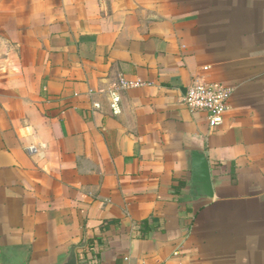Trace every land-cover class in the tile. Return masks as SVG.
<instances>
[{"label": "crops", "instance_id": "obj_1", "mask_svg": "<svg viewBox=\"0 0 264 264\" xmlns=\"http://www.w3.org/2000/svg\"><path fill=\"white\" fill-rule=\"evenodd\" d=\"M121 78L143 85L114 115ZM194 83L233 88L221 126ZM83 242L78 264H264V0H0V264Z\"/></svg>", "mask_w": 264, "mask_h": 264}, {"label": "built area", "instance_id": "obj_2", "mask_svg": "<svg viewBox=\"0 0 264 264\" xmlns=\"http://www.w3.org/2000/svg\"><path fill=\"white\" fill-rule=\"evenodd\" d=\"M119 88L108 92L109 106L114 115L120 113V95L118 90H128L143 85L140 81L119 79ZM234 90L228 86L207 85L194 83L191 85L183 98V105L191 113H204L209 128L222 125L224 116L228 110L229 101ZM98 108V105H94ZM144 264V263H142Z\"/></svg>", "mask_w": 264, "mask_h": 264}, {"label": "water", "instance_id": "obj_3", "mask_svg": "<svg viewBox=\"0 0 264 264\" xmlns=\"http://www.w3.org/2000/svg\"><path fill=\"white\" fill-rule=\"evenodd\" d=\"M192 175L190 187L192 196L195 198H212V184L210 168L207 156L204 151H193L191 153ZM85 246V242L73 246L67 255L57 264H78L76 250Z\"/></svg>", "mask_w": 264, "mask_h": 264}, {"label": "trees", "instance_id": "obj_4", "mask_svg": "<svg viewBox=\"0 0 264 264\" xmlns=\"http://www.w3.org/2000/svg\"><path fill=\"white\" fill-rule=\"evenodd\" d=\"M151 222H153L154 220H150ZM149 220H144V221H141L139 223L140 225V231H141V234H142V237H146L147 234H149V232H151V228L149 227V223H150ZM111 222H106V223H103L102 227H101V230L103 231ZM112 223H115V221H112ZM90 244H92V242H90ZM89 245V244H88Z\"/></svg>", "mask_w": 264, "mask_h": 264}]
</instances>
